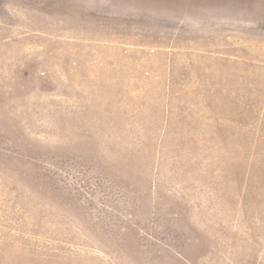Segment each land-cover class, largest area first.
<instances>
[{
	"label": "rangeland",
	"instance_id": "374dc122",
	"mask_svg": "<svg viewBox=\"0 0 264 264\" xmlns=\"http://www.w3.org/2000/svg\"><path fill=\"white\" fill-rule=\"evenodd\" d=\"M0 264H264V0H0Z\"/></svg>",
	"mask_w": 264,
	"mask_h": 264
}]
</instances>
